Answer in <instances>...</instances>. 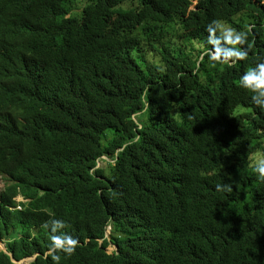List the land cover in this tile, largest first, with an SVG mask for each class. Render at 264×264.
Wrapping results in <instances>:
<instances>
[{"label":"trees","instance_id":"1","mask_svg":"<svg viewBox=\"0 0 264 264\" xmlns=\"http://www.w3.org/2000/svg\"><path fill=\"white\" fill-rule=\"evenodd\" d=\"M213 20L246 60H209ZM0 45V264H54L53 219L79 242L59 264H264V108L238 86L264 0H0Z\"/></svg>","mask_w":264,"mask_h":264},{"label":"clouds","instance_id":"2","mask_svg":"<svg viewBox=\"0 0 264 264\" xmlns=\"http://www.w3.org/2000/svg\"><path fill=\"white\" fill-rule=\"evenodd\" d=\"M22 32L23 36L28 38L29 40L31 39L24 28L20 29ZM206 31L208 32V37H207V42L208 44L211 45V49L208 52L209 60L211 62L215 63H220V64H230L234 66L238 61H243L248 58V48L251 47V45H248V48L243 47L244 45L247 44L248 42V32L247 31H238L236 28L231 27V26H225L224 23H222L219 20H213L211 21L206 28ZM19 31L16 30V28L11 29V33H18ZM219 33V34H217ZM5 48L0 45V56L4 53ZM33 69H35V66H33ZM238 86L248 90L253 93L251 96V100L254 105L264 108V58L257 57V62L255 63L254 67L249 68L246 72H244L238 81ZM108 161L110 160L106 157H102V162L103 161ZM97 165L98 168H103L99 164ZM107 165V162H106ZM252 169L254 173L257 174V178L261 181L264 182V153H261L258 157L254 159L252 162ZM106 167V166H105ZM1 176V175H0ZM2 177V176H1ZM2 179L5 182V179L2 177ZM2 183V182H1ZM3 184V183H2ZM6 185L3 184V188L0 189V193L4 190ZM216 190L217 191H230L231 188L229 185H221L217 184L216 185ZM17 203H23L24 200L22 198H16ZM18 210H21V207H17ZM51 233V245H50V250H49V255H51V258L54 262V264H59L60 261V255L56 253H64L67 256H71L75 253L76 248L78 247V240L71 235L68 234H63V235H56L57 231L61 228L66 227L65 223L61 220H51L50 225L48 222L45 223L44 227H49ZM106 237V235H105ZM107 238V237H106ZM108 239V238H107ZM2 245V249L0 251L5 253L4 245ZM101 243H99L100 245ZM109 247H113L114 250L116 251V247L112 245H108L105 248V252L107 254L112 253L107 252V249ZM38 255H34L33 257L30 258H24L19 262H14L13 264H23L24 261H30L32 258V261L29 262L28 264L34 262L35 258Z\"/></svg>","mask_w":264,"mask_h":264},{"label":"rangeland","instance_id":"3","mask_svg":"<svg viewBox=\"0 0 264 264\" xmlns=\"http://www.w3.org/2000/svg\"><path fill=\"white\" fill-rule=\"evenodd\" d=\"M190 48H192V47H190ZM106 162H108V161H103V162H101L99 165L100 166H102V167H105L106 166ZM5 184V182H4V180L2 179V177L0 176V189H2L3 188V184ZM109 234H110V228H107V230H106V237L107 238H109ZM3 247H2V245L0 244V249H2ZM114 250V248L113 247H109L108 249H107V252H111V251H113ZM32 261V258H31V260L30 261H24L23 262V264H28L29 262H31Z\"/></svg>","mask_w":264,"mask_h":264},{"label":"water","instance_id":"4","mask_svg":"<svg viewBox=\"0 0 264 264\" xmlns=\"http://www.w3.org/2000/svg\"><path fill=\"white\" fill-rule=\"evenodd\" d=\"M33 259H34V257H33ZM21 264V263H20Z\"/></svg>","mask_w":264,"mask_h":264}]
</instances>
